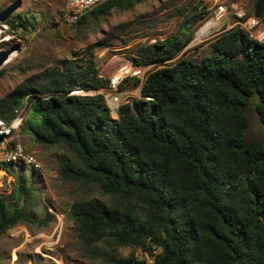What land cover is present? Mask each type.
Returning a JSON list of instances; mask_svg holds the SVG:
<instances>
[{
    "label": "trees",
    "instance_id": "16d2710c",
    "mask_svg": "<svg viewBox=\"0 0 264 264\" xmlns=\"http://www.w3.org/2000/svg\"><path fill=\"white\" fill-rule=\"evenodd\" d=\"M148 0H108L83 16L95 19ZM264 23V0H253ZM197 10V9H196ZM209 11L186 15L178 34L139 45L136 66L160 65L141 84V96L125 101L115 117L102 89L94 50L48 68L0 98V119L12 121L27 104L22 128L43 145H64L60 175L113 197L83 198L71 205L79 237L103 245V264H264V141L248 142L247 99L257 98L264 122V40L240 24L222 32L202 61L178 54L193 40L195 25ZM16 15L11 29L28 28ZM168 63V64H167ZM125 72H120L119 76ZM83 89L94 94H74ZM6 163L1 167L15 175ZM15 193H17L15 195ZM30 189L20 182L14 196L0 193V236L19 223L36 222L28 211ZM139 248L151 261L129 255Z\"/></svg>",
    "mask_w": 264,
    "mask_h": 264
},
{
    "label": "rangeland",
    "instance_id": "374dc122",
    "mask_svg": "<svg viewBox=\"0 0 264 264\" xmlns=\"http://www.w3.org/2000/svg\"><path fill=\"white\" fill-rule=\"evenodd\" d=\"M13 1L17 0H0V11ZM19 1L20 6L9 20L22 15L29 20L26 23L28 28L13 30L7 23L0 27V50L17 48L0 66V98L13 92L20 84L29 83L30 79L43 80L48 68L90 49L96 53L101 75L111 82L115 75L136 66L131 57L136 55L139 45L178 34L186 15L207 10V17L194 27L193 40L169 63L183 57L202 61L210 53L211 43L216 37L239 24L237 7L245 10L246 17L254 14L253 0H148L132 9L113 10L105 18L95 19L89 15L83 24H72L63 17L67 0ZM210 19L215 22L203 30ZM160 65L165 64L146 66V74ZM130 77L133 76L126 74L123 79ZM100 92L116 117L121 103L141 96V84L129 81L123 90L117 87ZM256 103L257 98L251 97L244 105L249 118L248 142L264 141V122ZM17 114L23 118V123L28 119L29 106L22 105ZM22 123L8 141L19 143L27 154L38 159L42 168L35 171L27 164H10L8 167L14 170L15 175L4 173L0 168V173H4L0 180V193L8 196L10 201L22 204L24 198L16 199L12 194L16 186L24 182L30 189L27 208L37 221L19 223L0 236V264H103V245L91 246L79 237L71 218V205L83 198L110 201L113 197L95 187L65 180L60 175V164L65 159L75 163L76 155L64 145L39 144L31 132L22 128ZM133 250L140 259L151 261L139 248L121 246L118 249L126 256Z\"/></svg>",
    "mask_w": 264,
    "mask_h": 264
},
{
    "label": "built area",
    "instance_id": "2783aa9c",
    "mask_svg": "<svg viewBox=\"0 0 264 264\" xmlns=\"http://www.w3.org/2000/svg\"><path fill=\"white\" fill-rule=\"evenodd\" d=\"M106 1L108 0H67L63 17L68 23L76 24L83 16ZM236 15L239 19V24L247 29L252 36L258 40H264V23L259 18H257L254 14L253 16L246 17V12L242 7H237ZM252 18L255 20L252 21ZM5 26L6 22L3 23L0 21V27ZM126 74H130L131 76L139 78L143 81L147 75L146 66H132L127 69L124 75ZM124 75H115L111 79L110 87L107 88V90L110 91L111 88L117 89ZM72 93L85 95L94 94L95 91L76 89L72 91ZM111 102H113V100ZM22 120L23 118L18 114L10 122L0 119V152L2 153V157L0 158V168L4 173H7V171L1 167V163H6L8 165L27 164L32 166L35 171H41L42 165L35 156L27 154L19 143L8 141V138L11 137V135H13L19 128ZM4 173H0V180H2Z\"/></svg>",
    "mask_w": 264,
    "mask_h": 264
},
{
    "label": "water",
    "instance_id": "95a60500",
    "mask_svg": "<svg viewBox=\"0 0 264 264\" xmlns=\"http://www.w3.org/2000/svg\"><path fill=\"white\" fill-rule=\"evenodd\" d=\"M21 2L19 0L13 1L7 5L4 9L0 11V21L5 23L9 20L12 13L20 6ZM16 47H7L0 50V66L4 64L5 60L9 57L11 53L16 50ZM264 222V216H263Z\"/></svg>",
    "mask_w": 264,
    "mask_h": 264
},
{
    "label": "bare ground",
    "instance_id": "6f19581e",
    "mask_svg": "<svg viewBox=\"0 0 264 264\" xmlns=\"http://www.w3.org/2000/svg\"><path fill=\"white\" fill-rule=\"evenodd\" d=\"M213 22H215L214 19H210V20H208V21L205 23V25L203 26V30L206 29L208 26H210ZM10 58H11V56L9 55V57L5 60V62L8 61Z\"/></svg>",
    "mask_w": 264,
    "mask_h": 264
}]
</instances>
